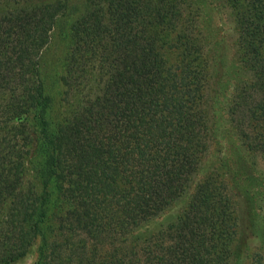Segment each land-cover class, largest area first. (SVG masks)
Masks as SVG:
<instances>
[{
    "label": "trees",
    "instance_id": "16d2710c",
    "mask_svg": "<svg viewBox=\"0 0 264 264\" xmlns=\"http://www.w3.org/2000/svg\"><path fill=\"white\" fill-rule=\"evenodd\" d=\"M25 1L0 0V264H25L35 247L34 264L240 260L231 247L233 195L218 191L216 168L180 213L148 228L188 194L212 136L220 138L213 110L224 74L187 11L191 0L175 10L166 0H109L108 20L85 13L74 21L70 66L83 76L69 84L79 98L65 118L32 60L54 8H23ZM222 4L234 18L242 76L228 95L229 120L264 152L255 132L264 124V0ZM95 58L107 76L102 85L90 77ZM27 165L39 195L23 186ZM94 241L100 247L85 256Z\"/></svg>",
    "mask_w": 264,
    "mask_h": 264
},
{
    "label": "rangeland",
    "instance_id": "374dc122",
    "mask_svg": "<svg viewBox=\"0 0 264 264\" xmlns=\"http://www.w3.org/2000/svg\"><path fill=\"white\" fill-rule=\"evenodd\" d=\"M134 1L138 3L139 0ZM167 2L169 0L163 3L166 4L167 8L172 6L173 10L178 7L183 9L185 6L182 0H172L170 1L171 4ZM108 3L109 0H27L20 5L23 8H54V23L48 30L41 48L33 55L32 60L39 59L45 93L52 98L54 112L57 111L61 117L67 116L73 98L76 96L79 98V95L73 94L75 87L72 89L69 87L72 78L81 74L70 66L71 56H69V52L72 40L69 28L80 16H85V13L90 16L92 14L102 16L108 20L110 16ZM191 3V11L189 9L187 11L193 12L192 14L198 19L196 30L200 31L207 39V48L211 49L217 62L222 65L224 74L221 82L223 92L216 98L213 110L215 129L218 127L220 138L218 139L216 133L212 136V143L198 170L195 184L192 185L188 194L148 228L153 230L167 217L180 213L186 207L195 187L208 177L213 168H216L222 174L220 181L215 183L219 187L218 191L232 193L234 200L238 230L237 234L232 237L231 247L240 252V260H236L235 264H264V152L256 150L252 146L254 140H245L237 135L234 126L230 123L227 111L231 87L242 80L240 65L234 52V18L230 16V11L222 4L223 0H191ZM187 11H183V15L186 14L185 16H187L189 14ZM164 13L168 12L164 11ZM171 56L174 59L172 52ZM96 59L93 60V70L90 77L102 85L107 76L102 73L101 67L99 68L102 61L98 63ZM176 62L171 59L169 61L171 65H175ZM104 68L107 69V65ZM82 76H78V82L81 81ZM85 78L88 80L89 76L85 75ZM84 82L87 84L86 79ZM78 94L85 96L83 94H87L86 89L83 93L79 92ZM257 127L255 132L259 133V137L256 143L264 144V124H258ZM25 169L24 188H33L35 193L39 195L41 193L40 182L36 179L30 165H27ZM221 185L225 187L222 189ZM247 236L248 238H246ZM109 242L107 239L104 244L106 250L112 248ZM95 246L100 247L96 241L89 243L87 251L84 250L85 256H89L88 250ZM35 248L31 251L25 264H34L36 261ZM63 255L69 256V253H63Z\"/></svg>",
    "mask_w": 264,
    "mask_h": 264
}]
</instances>
